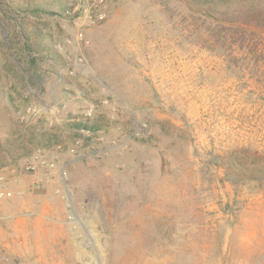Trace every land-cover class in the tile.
<instances>
[{
    "label": "rangeland",
    "instance_id": "374dc122",
    "mask_svg": "<svg viewBox=\"0 0 264 264\" xmlns=\"http://www.w3.org/2000/svg\"><path fill=\"white\" fill-rule=\"evenodd\" d=\"M73 2L0 0V173L57 222L35 264H264V60L219 21L264 0H104L81 25Z\"/></svg>",
    "mask_w": 264,
    "mask_h": 264
},
{
    "label": "crops",
    "instance_id": "0c3cea01",
    "mask_svg": "<svg viewBox=\"0 0 264 264\" xmlns=\"http://www.w3.org/2000/svg\"><path fill=\"white\" fill-rule=\"evenodd\" d=\"M16 189L10 190L2 203L4 220L0 221V264L6 257L19 261V264H35L37 259L33 257V253L38 251V238L41 235L46 234L49 243L59 241L49 237L51 226L57 223L56 220L37 212L41 205L36 202V199L42 200L43 195L50 193L42 194L35 190H19L18 187ZM18 191L24 195L19 196L21 194H16ZM13 193L15 196L11 199ZM65 224L68 226L67 222ZM11 235L14 237L9 239ZM66 243L72 245L74 249L71 237L67 238ZM56 257L54 252L45 250L44 255H40L38 259L42 261V264H67L66 259H70L72 256L60 255Z\"/></svg>",
    "mask_w": 264,
    "mask_h": 264
},
{
    "label": "trees",
    "instance_id": "16d2710c",
    "mask_svg": "<svg viewBox=\"0 0 264 264\" xmlns=\"http://www.w3.org/2000/svg\"><path fill=\"white\" fill-rule=\"evenodd\" d=\"M197 1L212 2V0ZM18 9L35 13L50 11L35 2L33 5H25L22 8L19 6ZM219 21L224 24L222 30L226 33L224 39L228 38L229 50H239L242 52L239 57L253 58L257 63L264 60V8L250 5L245 9L223 16Z\"/></svg>",
    "mask_w": 264,
    "mask_h": 264
},
{
    "label": "built area",
    "instance_id": "2783aa9c",
    "mask_svg": "<svg viewBox=\"0 0 264 264\" xmlns=\"http://www.w3.org/2000/svg\"><path fill=\"white\" fill-rule=\"evenodd\" d=\"M104 0H74V2L67 6L64 10V16L72 19L76 24H82V20H87L88 23L92 24L96 22V19H102L104 17L106 7L103 5ZM103 5V6H102ZM83 32L79 31L77 33V37H82ZM92 111V108H89L87 111V114L90 115ZM35 112V110H33ZM85 134V131H82ZM75 144H83V140L81 138H76ZM56 150L62 149V146L60 144L54 146ZM48 160L45 159V154L42 150H38L36 153H34L30 160L27 161L26 169L34 171L36 170L40 165H47ZM51 165V163H49ZM5 169V168H3ZM62 172V170H61ZM64 174V172H62ZM7 181L5 178L4 173H0V221L4 220V215L2 214V203L8 196V193L10 190H7ZM17 194H21V191H18ZM72 204H69V213L67 215V219L70 222H78L79 220L76 218V215L74 213ZM86 264H102L100 258L92 259L90 258L89 261Z\"/></svg>",
    "mask_w": 264,
    "mask_h": 264
}]
</instances>
